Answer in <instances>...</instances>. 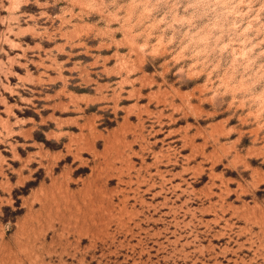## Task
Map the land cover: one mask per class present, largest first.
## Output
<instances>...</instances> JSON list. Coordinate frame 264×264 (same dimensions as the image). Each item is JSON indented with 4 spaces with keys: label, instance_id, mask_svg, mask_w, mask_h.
I'll use <instances>...</instances> for the list:
<instances>
[{
    "label": "rangeland",
    "instance_id": "rangeland-1",
    "mask_svg": "<svg viewBox=\"0 0 264 264\" xmlns=\"http://www.w3.org/2000/svg\"><path fill=\"white\" fill-rule=\"evenodd\" d=\"M0 264H264V0H0Z\"/></svg>",
    "mask_w": 264,
    "mask_h": 264
}]
</instances>
